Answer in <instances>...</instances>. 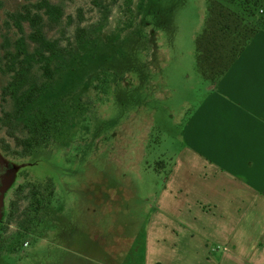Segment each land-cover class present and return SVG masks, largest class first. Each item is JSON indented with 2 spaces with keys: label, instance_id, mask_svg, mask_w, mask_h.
I'll use <instances>...</instances> for the list:
<instances>
[{
  "label": "rangeland",
  "instance_id": "374dc122",
  "mask_svg": "<svg viewBox=\"0 0 264 264\" xmlns=\"http://www.w3.org/2000/svg\"><path fill=\"white\" fill-rule=\"evenodd\" d=\"M206 15L207 0H0V264H156L149 222L203 91Z\"/></svg>",
  "mask_w": 264,
  "mask_h": 264
},
{
  "label": "crops",
  "instance_id": "0c3cea01",
  "mask_svg": "<svg viewBox=\"0 0 264 264\" xmlns=\"http://www.w3.org/2000/svg\"><path fill=\"white\" fill-rule=\"evenodd\" d=\"M201 80L149 222L152 260L264 264V22L216 82Z\"/></svg>",
  "mask_w": 264,
  "mask_h": 264
},
{
  "label": "trees",
  "instance_id": "16d2710c",
  "mask_svg": "<svg viewBox=\"0 0 264 264\" xmlns=\"http://www.w3.org/2000/svg\"><path fill=\"white\" fill-rule=\"evenodd\" d=\"M261 8H264V0H207L205 24L195 39L196 70L203 80L216 82L236 60L264 22V14H257ZM33 37L38 38L36 31ZM12 71L14 72L15 68H12ZM44 73L48 77L51 76L47 64ZM21 77L22 75L16 72L12 82L17 84ZM33 97L34 92L30 91L18 100L19 108H25ZM9 136L17 146L23 147L24 153L40 144L35 134L27 139H20L13 133H9ZM40 204V199L31 202L33 213H38ZM19 242V239L14 241L13 246H17Z\"/></svg>",
  "mask_w": 264,
  "mask_h": 264
}]
</instances>
